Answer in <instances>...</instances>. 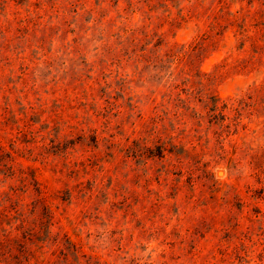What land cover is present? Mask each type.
I'll return each instance as SVG.
<instances>
[{"label": "rangeland", "instance_id": "1", "mask_svg": "<svg viewBox=\"0 0 264 264\" xmlns=\"http://www.w3.org/2000/svg\"><path fill=\"white\" fill-rule=\"evenodd\" d=\"M256 23L264 0H0V264H264Z\"/></svg>", "mask_w": 264, "mask_h": 264}, {"label": "trees", "instance_id": "2", "mask_svg": "<svg viewBox=\"0 0 264 264\" xmlns=\"http://www.w3.org/2000/svg\"><path fill=\"white\" fill-rule=\"evenodd\" d=\"M239 19H234L233 22L236 23L238 22ZM254 27L257 28V31H262L263 32V38H264V24L262 23H256V24H253ZM260 26V28H259ZM238 29H239V32H238V36H240V39H242V43H246V42H250V46L253 47L254 49H260L259 48V44L257 43L256 40L252 39L251 36H248V32H249V29L247 28V26L245 24H241L240 22V25L238 26ZM30 234V233H29ZM7 236L6 237H9V233L6 234ZM5 236V235H4ZM10 241V239H9ZM25 245H21L20 246V252H22L23 254H26L28 257H30L31 259H33L35 261V264H48V261H46L44 258L42 259H39V257H36L35 255L31 254L30 251H28L25 247ZM40 249V248H39Z\"/></svg>", "mask_w": 264, "mask_h": 264}]
</instances>
